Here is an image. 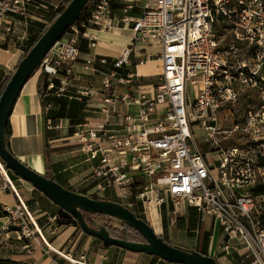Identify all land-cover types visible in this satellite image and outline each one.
<instances>
[{
    "label": "built area",
    "instance_id": "built-area-1",
    "mask_svg": "<svg viewBox=\"0 0 264 264\" xmlns=\"http://www.w3.org/2000/svg\"><path fill=\"white\" fill-rule=\"evenodd\" d=\"M114 1L90 0L87 16L67 30L36 73L48 76L47 95L71 94L88 108L99 99L96 109L102 119L96 125L81 122L67 138L93 163L82 181L86 196L111 198L131 211L140 203L149 216L168 202L179 213L186 203L223 230L221 253L228 256L241 245L252 264H264V195L247 190L264 171L257 163L264 158V0L123 2L120 21L130 27L133 44L105 72L91 58L82 73L75 72L81 39L93 49L95 31L116 29ZM139 4L141 15H131ZM34 9V0H0V36L15 34L21 26L23 35L17 39L27 41L31 20H38ZM137 45L147 47L138 51ZM17 48L25 55L24 44ZM156 49L159 53L154 54ZM155 59L162 71L147 82L138 68ZM249 92H257L262 105L239 114L236 109L242 99H250ZM226 111L242 123H234L233 131L249 135L257 148L223 147ZM46 127L62 130L71 125L49 119ZM197 131L213 148L210 160L196 144ZM0 189L16 199L2 210L19 239L42 242L51 264H90L86 254L54 247L1 158Z\"/></svg>",
    "mask_w": 264,
    "mask_h": 264
},
{
    "label": "crops",
    "instance_id": "crops-1",
    "mask_svg": "<svg viewBox=\"0 0 264 264\" xmlns=\"http://www.w3.org/2000/svg\"><path fill=\"white\" fill-rule=\"evenodd\" d=\"M127 1L129 2L132 0H116L112 3L115 24L117 25L116 29L112 31H95L93 33L96 38L95 47L90 49L87 44L88 52L85 53L81 51V57L75 64V72L82 73L83 67L86 64L85 60L89 58L94 59L96 61V66L105 72L108 70L110 63L121 54L122 50L133 44V33L130 30V27H126L122 21H120L123 16L122 4L123 2ZM36 4L41 5L42 10L47 12L44 7H56L58 5L60 6L61 3L58 2L55 4L53 1L50 2V0H46V2L39 0L36 2ZM142 6L143 5L139 4L131 12V15L139 17L142 13ZM17 21L18 19L16 18L8 19L9 23H14L16 25L18 24ZM18 30L19 31L15 34L3 33L0 36L1 87L9 77V73H11V71L16 68L22 57V55L18 52L17 45L19 43H22V45L26 44V41L17 39V36L23 35V27L20 26ZM137 47H139V45H137ZM137 50L142 51L138 48ZM103 59L109 64H101L100 61ZM157 70H160L157 73V75H159L162 71V64L157 59L150 61L144 66L138 68L139 75L145 81L148 78L153 79L155 75L154 71L157 72ZM5 76L6 78L4 79ZM39 76L40 75H35L26 84L15 105L13 114L10 118L12 132L9 139L10 150L18 159H20L30 168L42 175L49 174L55 179L56 182L62 184V186L66 189L78 193L80 192L78 187L83 188L82 181L91 173L93 163L87 162L86 156L80 155L77 152L76 146L73 145L74 147H71L72 145L67 141L70 129H47L45 126L42 99L38 91ZM98 79H100V76H98ZM43 95L46 101L49 95H47L45 88ZM97 101H99V99L95 100L94 107L90 106L88 108L86 105L85 109L83 110V122L89 121L91 125H96L97 122L102 119V116L97 113ZM51 109H54L53 105L48 104L47 102L46 112ZM64 121L69 123L67 120ZM58 132L60 134H58ZM46 133L48 134L47 140ZM46 143L49 144V149L51 151L49 164L46 161ZM60 145L67 147L58 149ZM17 183H22L19 186L24 192L23 195L20 194L21 197L25 198L26 202L30 203L31 209L36 213L38 224L44 229L45 236L51 241L56 249L86 254L90 264H165V261L161 259H155L153 256L146 254L133 253L118 247L105 248V245L101 241L88 235L85 236L84 232L81 229H78V227L74 224L59 225L57 223V217L52 216V212L54 211L53 206L57 205H55L43 193L36 190L31 184L22 181L21 179L16 180V184ZM15 201L16 199L12 193L4 192L0 189V235L2 234V237L15 236L13 233L15 231L12 230L13 227L10 223L9 217L3 216L4 212L2 210L6 205L12 206ZM188 208L180 207V211H183L185 214V211L188 212ZM183 212L179 214H183ZM197 213L200 221L203 222L205 229L206 219L211 217L203 215L198 211ZM177 214L178 213L175 214L173 205L168 202L156 212H152L148 217V222L152 225L151 221H157L161 228H163V221L161 217L164 216L167 220V223L169 222V225H173L176 219L172 220V215L176 216ZM210 220L211 223L213 222L214 224L213 219L211 218ZM215 228L216 225L211 224V229H205V231H211L207 254L217 259L220 264H250L246 249L241 245L237 247L236 250L232 251L230 255H223L221 258H217V255H221L223 253H221V251L218 249V246L221 242L215 244ZM194 232L198 234V230H195ZM157 235L159 234L157 233ZM166 241L172 242L171 240ZM195 246L183 247H189V249L196 251L197 245L195 244ZM0 258H3L2 260L11 261L25 260L29 261L28 264H51L50 258L46 254V247L42 242L33 244L31 253L29 255L21 254L16 256L0 254ZM220 259H228V261L227 263H224ZM61 262L65 264L64 261H60V263Z\"/></svg>",
    "mask_w": 264,
    "mask_h": 264
},
{
    "label": "water",
    "instance_id": "water-1",
    "mask_svg": "<svg viewBox=\"0 0 264 264\" xmlns=\"http://www.w3.org/2000/svg\"><path fill=\"white\" fill-rule=\"evenodd\" d=\"M89 2L90 0H72L16 66L10 81L0 96V158L6 169L11 171L14 176L31 184L55 205L68 212L86 235L98 239L108 248L118 247L129 252L146 254L170 264H220L209 255H203L193 249L170 245L157 235L147 221L138 218L120 203L95 200L64 188L47 178L46 175L30 168L8 149L6 143L7 126L24 87L36 75L35 72L50 50L78 21ZM85 213L113 218L127 224L142 235L144 242H131L114 238L108 232L107 227L102 224L91 227L84 217Z\"/></svg>",
    "mask_w": 264,
    "mask_h": 264
},
{
    "label": "rangeland",
    "instance_id": "rangeland-1",
    "mask_svg": "<svg viewBox=\"0 0 264 264\" xmlns=\"http://www.w3.org/2000/svg\"><path fill=\"white\" fill-rule=\"evenodd\" d=\"M51 1H53L55 4L58 2L61 3L59 6L60 9L63 8L67 2V0H50V2ZM36 5L38 6V8L42 9L41 5H38V4H36ZM44 8L48 11L47 7H44ZM38 10L34 9L32 12V15L35 16L38 20L32 19L31 22H40L39 20H42V19H43V21L48 22L52 13H51V15H49V14L44 13V11H43V14H40V12ZM47 15H49V16H47ZM41 23H43V22H41ZM220 33H222V30H220ZM146 47L147 46H145V45L144 46L139 45V47H137V48L139 50H144V49H146ZM153 53L154 54L159 53V49L154 50ZM14 71H15V69L13 71H11V73ZM100 71H102V70H100ZM159 71L160 70H157V72L154 71L155 75H157V73ZM11 73H9V74H11ZM98 75L100 76L99 73H96L97 78H98ZM155 75H154V77L152 76L153 79L148 78V79H146V81H151V80L156 79L157 76H155ZM5 78H6V76L4 77V79ZM33 81H34V79H33ZM1 85H0V87H1ZM249 95H250V99L249 100L248 99H242L240 102V105L237 107L236 112H238L239 114L245 113L249 108H251L253 110L258 109L262 105L261 98L259 97L257 92H249ZM189 97L191 99H193V97H194V93H193V90L191 88H189ZM234 123H237V124H239L240 127H242L241 121H239L238 119H233V117L230 114H228V112L226 111V118H223V121L221 123L223 130L227 132L226 135L222 139L223 147L225 149L240 148V147H246V148L250 149L251 147H255V143L253 142V140L251 139V137L249 135H242L236 131H233L234 126L236 125ZM58 134H60V133L58 132ZM242 138H244V139H242ZM205 140H206V135L202 131H197L195 133V141H196V144L198 145V148L200 149V151L202 153L206 154L207 159L210 160L213 158V157H210L212 155L211 151L213 150V148L207 142H205ZM65 147H67V146L60 145L58 147V149H63ZM71 147H74V146L72 145ZM255 148H257V147H255ZM257 163L259 166L264 167V158H260L257 161ZM215 165H217V164H215ZM21 184L22 183H17V188H18L19 193L21 195H23V193H24L22 191L23 189L22 188L20 189V187H19ZM58 184H60V183H58ZM60 185H62V184H60ZM259 186H264V171L263 170H262V174L259 176V180L257 181V184L250 186L247 190L253 191V192H255V194H258L257 188ZM78 188H79L80 192H86L83 188H81V187H78ZM23 199L25 200V198H23ZM170 203L173 205L172 202H170ZM261 206L264 208V203L261 204ZM180 207L188 208V205L186 203H181ZM153 212H156L155 209L153 210ZM182 212L183 211H179V213H182ZM179 213L176 216L172 215V220L176 219L175 223H173V225H169L170 223L169 222L167 223L166 218L164 216H162L161 219L163 221L162 222L163 228H161V226L157 223V221H151L150 220L152 225L155 227L154 228L148 222V217H149L148 214H144L141 211L140 215L142 217H144L145 220L156 230V233H158L160 237L165 238V240H171L173 244H176L177 246L179 245L182 248H188L189 249V247L195 246V244L198 246L199 240H197V238L199 236V233L197 234V233L193 232L190 234V231L188 230L189 227H188L187 212L185 211V214H184V212H183V214H179ZM88 217L91 219V221H94L96 224H102L106 227H112V228L123 230V227H122L123 223L118 221V220H109L107 217H104V216H94V217L88 216ZM210 219L211 218L206 219L205 229L209 230V229H211V224L214 225L213 222L211 223ZM168 227H170V228H168ZM12 230L15 231L14 229H12ZM13 233L15 235L14 237H12V236L11 237H6V236L2 237V234L0 235V254L1 255L9 254V255H16V256H19L21 254L29 255L31 253L33 243H31V241H29V240H25V239L21 240L18 238V235L15 232H13ZM214 234L216 237V243L215 244H217V243H219L225 239V234L219 226H216ZM200 236H201V234H200ZM142 242H144V240ZM233 244H239V243L237 241H232V245ZM183 246H189V247H183ZM27 251H29V252H27ZM214 255H216V254H214ZM223 255H225V254L217 255L218 256L217 258H221ZM54 256H56V255H54ZM17 258H19V257H17ZM2 259L3 258H0V260H2ZM220 260L224 263H227V261H228V259H220ZM14 262H16L18 264H28L29 263V261H25V260L14 261Z\"/></svg>",
    "mask_w": 264,
    "mask_h": 264
},
{
    "label": "trees",
    "instance_id": "trees-1",
    "mask_svg": "<svg viewBox=\"0 0 264 264\" xmlns=\"http://www.w3.org/2000/svg\"><path fill=\"white\" fill-rule=\"evenodd\" d=\"M34 1L37 2L39 0H34ZM71 1L72 0H67L66 5L61 9H60V7H58L56 9L53 6H48V11L44 12V13L49 14V15H51V13H52V15L49 18L48 24L41 23V22H31L30 23L29 29H28L29 37H28V40L26 41V44H25V55L35 46V44L38 42V40L41 38V36L46 32L48 27L67 8V6L69 5V3ZM43 2H46V0H43ZM88 5H89V3H88ZM88 5H87V7H88ZM87 7L83 10L79 20L77 21L78 23L85 16H87V11H86ZM38 11L40 12V14H43L42 9H39ZM49 15H47V16H49ZM87 44H88L87 40L82 38L80 41V50L82 52H85V53L88 52ZM25 55H23L21 57V59H23ZM39 68L37 69L35 74L39 71ZM12 75H13V72L6 79L4 85L2 87H0V96H1L2 92L4 91L6 85L10 81V78ZM55 83L58 84L59 82L55 81ZM47 85H48V76L46 74H41L39 76V81H38V91H39L40 97L42 99L45 126L47 125V120H49V119L53 120V121H56L58 119L67 120L69 122V124L71 125L68 136H71L73 131H74L73 127H75L76 125L83 122L82 121V118L84 116L83 110L86 107V102L85 101H78L71 94H65L64 95L65 97L64 96L57 97L54 95H49V97L45 101L43 94H44V88L46 90ZM69 97H71V98H69ZM47 102H48V104H51L54 107V109H51L48 112H46V103ZM11 134H12L11 123L9 121L8 126H7V130H6V143H7L9 150H10L9 139L11 137ZM47 136H48V134H47ZM50 152L51 151L49 149V144L46 143V161L48 164L50 163ZM9 173H10V176L13 180L16 181L19 179L18 177L14 176V174L11 171H9ZM46 177L55 181V179L52 178L49 174L46 175ZM257 191H258L259 195H264V186H259L257 188ZM78 193L82 194V195H86V193H84V192H78ZM89 197L92 199H95V200H99L96 197H91V196H89ZM105 200L119 203L117 200H114L111 198H108ZM27 204L31 208L30 203L27 202ZM53 207H54V211L52 212V216L57 217V223L59 225L74 224L75 226L78 227V229H81L80 226L78 225L77 221L68 212L62 210L61 208H59L57 206H53ZM141 211H142V207H141L140 203L136 206L135 209L132 210V212L138 218L146 221L145 218L140 215ZM3 216H7V215L5 213H3ZM88 216L94 217V216H98V215L88 214V213L84 214V217H85L87 223L91 227H95L96 223L94 221H91V219ZM187 216H188V227H189L188 230L190 231V234L193 233L195 230H198V233H199V236H198L199 242H198V246L196 248V251L203 254V255H208L207 250H208V245H209V241H210V237H211V231H205L204 224L202 221H200L197 210L195 208L189 207L188 212H187ZM262 220H263L262 222L264 224V216H262ZM122 227H123V230L112 228V227H107V229H108V232L110 233V235L114 238H117V239L131 241V242H142L144 240L142 235L139 232H137L135 229L130 227L129 225L123 224ZM200 234H201V236H200ZM85 236H87V235L85 234ZM166 242H168V241H166ZM168 243L172 246H176L172 242H168ZM176 247H179V246H176ZM105 248H108V247L105 246ZM154 258L159 259L157 257H154ZM248 259H249L250 264H252V258L249 257ZM216 261H217V259H216ZM164 263L170 264L167 262H164ZM0 264H18V263L11 261V260H0ZM60 264H63V262H61Z\"/></svg>",
    "mask_w": 264,
    "mask_h": 264
}]
</instances>
